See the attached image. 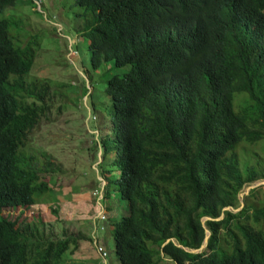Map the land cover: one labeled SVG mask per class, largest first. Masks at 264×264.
Listing matches in <instances>:
<instances>
[{
	"label": "trees",
	"instance_id": "obj_1",
	"mask_svg": "<svg viewBox=\"0 0 264 264\" xmlns=\"http://www.w3.org/2000/svg\"><path fill=\"white\" fill-rule=\"evenodd\" d=\"M16 4L0 0V264H65L82 229L49 234L3 214L57 201L31 134L52 89H66L27 79L40 39L15 42L2 13ZM75 6L92 69H121L104 85L111 105L95 141L105 197L111 187L128 209L112 222L120 264H264V187L254 186L264 180V0Z\"/></svg>",
	"mask_w": 264,
	"mask_h": 264
},
{
	"label": "rangeland",
	"instance_id": "obj_2",
	"mask_svg": "<svg viewBox=\"0 0 264 264\" xmlns=\"http://www.w3.org/2000/svg\"><path fill=\"white\" fill-rule=\"evenodd\" d=\"M76 12L75 0H17L16 6L2 13L16 21L10 31L16 43L25 45L32 38L40 39L27 79L47 77L66 88L52 89L56 94L47 99L50 112L31 134V146L38 151L40 161H50L45 165V176L56 187L57 201L5 209L3 214L20 221L42 222L49 234H61L62 228L77 234L82 229L85 239L65 264H120L113 248L112 222L128 209L111 187L105 197L104 187L110 181L101 173V151L99 146L95 151V141L105 132L103 108L111 105L103 93L104 85L121 69H92L91 49L78 27ZM158 264L176 263L166 256Z\"/></svg>",
	"mask_w": 264,
	"mask_h": 264
},
{
	"label": "water",
	"instance_id": "obj_3",
	"mask_svg": "<svg viewBox=\"0 0 264 264\" xmlns=\"http://www.w3.org/2000/svg\"><path fill=\"white\" fill-rule=\"evenodd\" d=\"M261 184H264V181H262V182H257V184H255L254 186H259V185H261ZM253 187V186H252ZM249 189V188H248ZM242 196H243V194H242ZM206 219V218H205ZM204 219V220H205ZM208 235H209V232H207V237H208ZM178 246H180V247H182L181 245H179V244H177ZM184 248V247H183ZM185 250H188V248H185ZM197 251H199V250H197Z\"/></svg>",
	"mask_w": 264,
	"mask_h": 264
}]
</instances>
